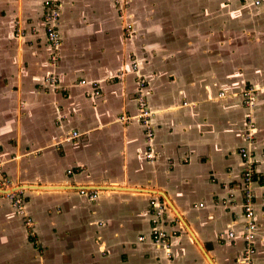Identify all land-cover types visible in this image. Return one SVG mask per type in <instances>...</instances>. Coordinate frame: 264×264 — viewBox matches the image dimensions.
Instances as JSON below:
<instances>
[{"label":"crops","instance_id":"1","mask_svg":"<svg viewBox=\"0 0 264 264\" xmlns=\"http://www.w3.org/2000/svg\"><path fill=\"white\" fill-rule=\"evenodd\" d=\"M60 3L51 68L41 0H0V186L24 199L20 214L0 188V264H241L240 149L255 173L252 264H264V6ZM50 74L57 91L43 84ZM138 79L153 113L150 145L137 120L118 121L136 114ZM80 80L96 81L100 95ZM249 88L253 107L242 96ZM72 132L78 138L62 141ZM84 186L97 197L80 195ZM152 199L166 205L161 227L177 232L170 258L150 240Z\"/></svg>","mask_w":264,"mask_h":264},{"label":"built area","instance_id":"2","mask_svg":"<svg viewBox=\"0 0 264 264\" xmlns=\"http://www.w3.org/2000/svg\"><path fill=\"white\" fill-rule=\"evenodd\" d=\"M118 2V0H117ZM252 4L255 7L264 6V0H252ZM41 5L43 8V28H44V36L46 38V43L51 50L49 55V66L51 68H55L56 63L59 59V49L62 45V40L60 33L58 31V23L60 19L61 13V3L60 0H41ZM124 30L129 33L131 32L132 25L127 24L124 27ZM22 35L18 33L16 36ZM133 70H137V65H132ZM137 90L135 91V102H136V114L133 116L129 115H120L118 117V121L122 123H127L132 120H137L139 124H141L144 128L145 141L147 144H151L152 139L154 137V126L151 122L153 117L152 111L147 106V99L145 97L144 88L145 82L143 79H138ZM43 84L49 86L53 91H57L60 89V85L58 83V79L54 74L47 75L43 79ZM79 85H87L90 87V91L87 93L89 96H99L100 89L98 88V83L96 81L87 82L86 80H80L78 82ZM256 89L249 88L245 89L242 93L244 98V104L247 107H253L256 102ZM248 122L250 120V116L247 115ZM252 124L249 123L250 128ZM79 134L76 132H72L68 137L64 138L62 141H72L73 139L78 138ZM247 137L252 138V130L249 131ZM240 155L243 161L246 163V167L243 170V179H244V187L242 191L243 205L242 211L245 218V224L241 233L242 240L245 242V255L241 261V264H252V255L255 253V249L252 246V241L255 239L256 232V224L254 221V211H253V193L251 188L252 179L254 177V169L253 162L251 161V154L247 153L246 149H240ZM145 158L147 160H151L153 155L151 152L145 153ZM68 174L71 173L69 170ZM1 183H6V181H2ZM0 188H5L6 196L12 201V205L17 209L20 214H23L24 207V199L22 197V193L17 189L7 188L2 184ZM80 195H86L89 199H95L97 197V191L94 188L90 187H80L78 190ZM150 205L153 209L152 218H151V231H150V240L152 244L160 249H163L167 253V257L170 258V237L176 236L177 232L173 231L170 234L161 227L162 222L165 220L164 211L166 209V205L164 202L157 201L156 199H152L150 201ZM200 207L203 205L200 204ZM29 222V220H27ZM235 232L230 231L227 233L228 238H234ZM139 241L144 240L143 236L138 237Z\"/></svg>","mask_w":264,"mask_h":264},{"label":"bare ground","instance_id":"3","mask_svg":"<svg viewBox=\"0 0 264 264\" xmlns=\"http://www.w3.org/2000/svg\"><path fill=\"white\" fill-rule=\"evenodd\" d=\"M15 187V188H14ZM13 188L14 189H19V187H17V186H14ZM21 188H23V189H32V190H35V191H37V192H40V191H43V190H51V191H60V190H63V189H66V187H64V186H60V187H47V186H23V187H21ZM100 188V187H99ZM132 188V187H131ZM113 189V188H112ZM69 190H70V188H69ZM122 190V189H121ZM127 190V189H126ZM129 191H131L132 193H137V194H139V193H145V191H143V190H141V189H132V190H129ZM1 192V191H0ZM62 192V191H61ZM110 192V191H109ZM116 192V191H115ZM125 192V191H124ZM157 192V191H156ZM190 230V229H189ZM192 234V233H191ZM193 235V234H192ZM194 236V235H193Z\"/></svg>","mask_w":264,"mask_h":264},{"label":"rangeland","instance_id":"4","mask_svg":"<svg viewBox=\"0 0 264 264\" xmlns=\"http://www.w3.org/2000/svg\"><path fill=\"white\" fill-rule=\"evenodd\" d=\"M213 12H216V11L213 10ZM214 16H218V13H217V15H213V17H214ZM125 33H126V35L128 36V33H127L126 31H125ZM216 35H217V34H216ZM232 36H233V34H232ZM233 43H237V41H233Z\"/></svg>","mask_w":264,"mask_h":264}]
</instances>
